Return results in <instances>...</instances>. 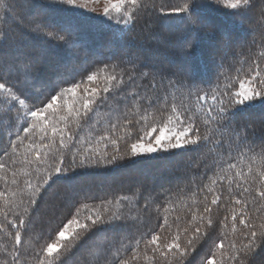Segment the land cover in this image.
I'll use <instances>...</instances> for the list:
<instances>
[{
  "label": "snow or ice",
  "instance_id": "snow-or-ice-1",
  "mask_svg": "<svg viewBox=\"0 0 264 264\" xmlns=\"http://www.w3.org/2000/svg\"><path fill=\"white\" fill-rule=\"evenodd\" d=\"M94 3L98 0H55L51 6L95 14L96 8L89 7ZM216 4L233 14L250 7L249 0ZM199 7L195 0L177 6L161 0H105L93 18L121 37L134 32L126 43L143 47L156 41L153 29L166 18L177 16L189 22V31H197L193 16ZM23 19L13 0H0V239L5 240L0 264H193L192 253L215 230L213 206L225 185L233 205L232 239L226 249L223 241L209 249L202 264H251L257 250L264 251V143L258 145L235 117L264 108V51L249 47L241 61L244 53L226 43L214 84L145 71L148 63L136 56L104 63L86 79L64 86L63 80L42 79L31 61L6 51ZM28 26L69 50L75 46L71 28L63 30L67 35L47 31L52 25L40 16ZM188 153L199 154L191 158L199 171L189 188L195 207L188 206L190 220L183 228L179 216L169 223L165 206L159 231L142 230L140 213L149 212L156 198L139 190L109 198L100 194L101 182L73 193L54 238L24 239L36 231L34 217L61 178L81 169ZM18 165L28 169L22 179ZM227 221L225 216V228ZM133 228L136 234H128Z\"/></svg>",
  "mask_w": 264,
  "mask_h": 264
},
{
  "label": "trees",
  "instance_id": "trees-1",
  "mask_svg": "<svg viewBox=\"0 0 264 264\" xmlns=\"http://www.w3.org/2000/svg\"><path fill=\"white\" fill-rule=\"evenodd\" d=\"M161 2L177 6L184 3V0H161ZM195 2L200 5L193 16L195 22L193 26L197 31H189L188 21L181 22L179 17L173 16L155 25L153 31L156 41L150 46L133 47L126 42L135 36L134 32L121 37L116 28L98 24L93 15L81 14L79 10L66 12L62 7L51 6L54 5L55 0H13L25 19L19 21L20 27L13 34L11 46L6 51L22 60L31 61L35 72L42 79L63 80L64 86L86 79L87 75L103 67L104 63L115 65L121 60L126 61L127 58L136 56L141 57L148 64L161 65L155 70L173 77L182 74L185 77L211 81L214 84L226 43L231 45L237 43L232 48L238 53H244L238 56L241 61L247 58L249 47L254 53L264 51V15H262L264 0H249L250 7L240 14H233L234 11L224 9L222 4L217 6L216 0H195ZM34 16H40L52 25L47 31L67 35L63 30L73 29L72 40L75 46L69 50L62 41L55 40L42 32H34L28 26V20ZM253 20L258 21L255 26L250 23ZM242 37H244L243 43L238 45ZM241 45L244 47L241 48ZM126 66L131 67V65ZM235 67L239 68L241 65L236 64ZM172 68H176L177 72H169ZM244 68L246 70L247 66L244 65ZM120 70L121 68H116V71ZM144 70L148 71L149 67ZM201 86L207 88L210 85ZM235 120L245 126L248 134L258 145L264 143V108L256 106L245 110L237 114ZM121 147L123 148V144ZM193 155L199 154L188 153L176 156L160 154L159 158L144 159L137 163L122 162L119 166L107 169H81L68 177L61 178L52 184L40 205L39 212L34 217L36 231L30 230L24 239L35 238L38 234H42L45 240L50 234H53L54 238L53 230L60 219L68 214L71 203L69 198L73 193L94 188L101 182L103 187L100 189V194H107L109 198L119 195L131 196L137 190L145 194L151 193L156 198V203L149 212L140 213L142 230L159 231L158 226L163 223L165 206L169 208L167 213L169 223L179 216L180 227L183 228L190 220L188 206L193 205V200L189 199L191 196L189 188L194 187L191 182L199 171L192 163ZM18 170L21 179L23 172L28 171L19 165ZM138 176L147 178L139 180ZM203 182L207 183V180L204 179ZM0 187H3L2 182ZM178 191L181 193L179 196ZM196 199L202 200L203 197L199 196ZM232 207L225 185L222 199L213 206L212 218L215 230H210L211 234L210 238H206L207 242L201 241L203 247H198V251L192 253V257L195 258L193 264H202V258L206 257L209 249H215V245L220 241H223L225 249L227 248L229 240L232 239L230 232ZM235 207L239 208V206ZM225 216L228 217L227 228L224 227ZM128 234L135 235L136 230L130 229ZM43 242L42 240L41 243ZM4 243L5 240L0 239V247H3ZM251 264H264V251L258 249L257 254L251 258Z\"/></svg>",
  "mask_w": 264,
  "mask_h": 264
},
{
  "label": "rangeland",
  "instance_id": "rangeland-1",
  "mask_svg": "<svg viewBox=\"0 0 264 264\" xmlns=\"http://www.w3.org/2000/svg\"><path fill=\"white\" fill-rule=\"evenodd\" d=\"M104 2H105V0H98V3H94V4H89V7H95L96 8V13L95 14H92V13H86V14H89V15H96V16H98L101 12H102V6H103V4H104ZM228 10H231V9H228ZM231 11H234V10H231ZM248 14H249V12H248ZM260 21V20H259ZM258 21L257 20H253L252 22H250V23H252L254 26L256 25V23H257ZM243 38L244 37H242L240 40H239V42H238V45H240L241 43H243ZM245 40V39H244ZM237 44V43H236ZM236 44H233V45H236ZM233 45H231V46H233ZM216 57H218V56H216ZM149 65V68H159V67H161V65H159V64H152V63H150V64H148ZM169 72H177V70H176V68H172V69H169ZM166 168V167H165ZM138 178H139V180H141V179H146L147 177H143V178H141V177H139L138 176Z\"/></svg>",
  "mask_w": 264,
  "mask_h": 264
}]
</instances>
